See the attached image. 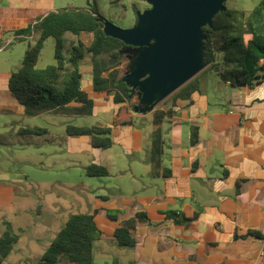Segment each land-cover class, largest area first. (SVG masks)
I'll use <instances>...</instances> for the list:
<instances>
[{
	"label": "crops",
	"instance_id": "0c3cea01",
	"mask_svg": "<svg viewBox=\"0 0 264 264\" xmlns=\"http://www.w3.org/2000/svg\"><path fill=\"white\" fill-rule=\"evenodd\" d=\"M8 1L0 7V50L15 40L13 32L54 11V0ZM11 75L0 73V113L7 109L24 116L9 89ZM84 76L82 88L95 102L93 114L115 113L114 122L102 126L112 129L113 146L108 150L119 147L115 158L103 159L108 150L93 148L89 137L69 138L66 143L70 152L92 153L93 163L104 165L108 177H119L112 187H104L109 195H102L94 210L101 241L116 244L114 233L123 221L138 213L148 218L137 222L136 247L113 263L264 264V80L254 87H235L219 77L212 85L199 81L190 101L178 100L174 107L167 100L153 111L140 112L145 106L137 91L130 104H115L113 96L93 90L90 73L83 84ZM170 109L172 117L161 125L162 168L154 177L149 163L157 128L153 112ZM150 117L146 134L137 122ZM192 127L199 130L195 145ZM167 171L170 174L164 176ZM171 211L197 219L178 224L166 217Z\"/></svg>",
	"mask_w": 264,
	"mask_h": 264
},
{
	"label": "trees",
	"instance_id": "16d2710c",
	"mask_svg": "<svg viewBox=\"0 0 264 264\" xmlns=\"http://www.w3.org/2000/svg\"><path fill=\"white\" fill-rule=\"evenodd\" d=\"M96 4L89 9H62L50 11L38 17L26 28L13 32L14 39L25 41L38 35L34 45H30L21 67L9 79V89L18 101L23 115L36 117L45 113L58 115H93L95 102L82 88L84 72L82 66L89 57L93 90L113 96L115 104H130L134 88L126 77L120 76L119 66L127 53L136 48L106 35L104 23ZM82 33L92 34L93 40L86 45L78 39L71 50L65 51V36L79 37ZM204 71L215 73L222 81L235 87H254L264 80V0L251 12L226 9L213 20V26L204 28ZM54 38L55 64L45 69H37L45 42ZM0 41V49L3 47ZM131 54V53H130ZM199 89L198 76L164 100H172L175 107L178 100L187 102ZM3 113H11L3 109ZM172 109L155 110L150 151L151 174L160 175L163 163L165 139L161 125L167 117H172ZM198 128H191V145L198 142ZM89 137L93 148L108 150L113 146L112 129L108 126L66 127V134L56 136L47 128L20 127L16 132L0 134V145L44 144L64 145L69 138ZM88 177H108V169L101 164L92 163L85 167ZM170 171L164 172L168 176ZM97 211L73 214L58 232L50 246L37 264H94L95 242L102 237L96 222ZM166 217L178 224L193 223L197 216L188 218L184 214L168 212ZM147 215L138 213L134 218L123 221L115 230L114 239L119 247L135 248L137 238L134 231L139 221H147ZM9 227V226H8ZM18 236L11 227L0 237V264L12 253L18 243Z\"/></svg>",
	"mask_w": 264,
	"mask_h": 264
},
{
	"label": "rangeland",
	"instance_id": "374dc122",
	"mask_svg": "<svg viewBox=\"0 0 264 264\" xmlns=\"http://www.w3.org/2000/svg\"><path fill=\"white\" fill-rule=\"evenodd\" d=\"M261 1L226 0L225 5L230 10L249 13ZM95 4L102 19L123 30L134 28L139 13H144L151 7L146 0H54V10L89 9ZM3 5H9V1L0 0V7ZM37 39L38 35L23 42L13 40L11 45L0 50V73H13L18 70L30 45H34ZM78 39L89 45L93 35L82 33L77 37L67 34L66 53L77 44ZM55 46L54 38L46 40L37 69H45L56 63ZM130 53L125 50L120 52L121 56H127L119 66L121 77H126L134 69L135 58L132 56L135 55ZM82 70L85 75L83 84H86V75L90 73L89 57L86 58ZM199 81L212 85L218 82V76L212 72L200 73ZM137 93L139 98V92ZM114 120V112H99L89 116L45 113L36 117L2 112L0 134L14 133L20 127H41L47 128L56 136H62L66 134L68 125H107ZM137 123L147 134L152 126V118L139 120ZM118 150L119 147H114V150L105 151L103 159L108 156L115 158ZM93 160L92 153L70 152L66 144L0 145V237L11 227L19 238L12 253L2 264H37L73 214L93 213L96 204L101 202L102 195H109L104 187H112L119 177L115 173L111 177H88L84 169ZM119 160L123 161L125 158ZM123 183L129 187L127 179ZM119 250L125 253H120ZM129 252V248L99 239L95 242L94 264H114L113 259L116 256L124 257Z\"/></svg>",
	"mask_w": 264,
	"mask_h": 264
},
{
	"label": "water",
	"instance_id": "95a60500",
	"mask_svg": "<svg viewBox=\"0 0 264 264\" xmlns=\"http://www.w3.org/2000/svg\"><path fill=\"white\" fill-rule=\"evenodd\" d=\"M134 28L123 30L100 18L106 35L135 47L126 76L139 92L140 112L154 108L207 68L204 28L226 11V0H146Z\"/></svg>",
	"mask_w": 264,
	"mask_h": 264
},
{
	"label": "built area",
	"instance_id": "2783aa9c",
	"mask_svg": "<svg viewBox=\"0 0 264 264\" xmlns=\"http://www.w3.org/2000/svg\"><path fill=\"white\" fill-rule=\"evenodd\" d=\"M262 254L264 255V249H263V252H262Z\"/></svg>",
	"mask_w": 264,
	"mask_h": 264
}]
</instances>
